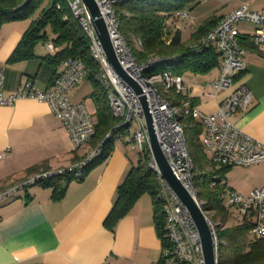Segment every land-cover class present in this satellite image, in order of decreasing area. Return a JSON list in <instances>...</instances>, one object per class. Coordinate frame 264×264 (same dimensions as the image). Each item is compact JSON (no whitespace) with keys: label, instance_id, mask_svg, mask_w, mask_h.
<instances>
[{"label":"crops","instance_id":"0c3cea01","mask_svg":"<svg viewBox=\"0 0 264 264\" xmlns=\"http://www.w3.org/2000/svg\"><path fill=\"white\" fill-rule=\"evenodd\" d=\"M241 4L264 10V0H228L218 13L204 16L198 23L190 19L185 35L177 21L170 26L169 34L179 30L185 40L207 18L216 16L217 22ZM33 18L0 24V67H4L5 93L17 91L26 80L34 81L38 89H49L61 69V62L52 61L54 52L46 49L44 41L36 44V56L7 60ZM237 27L244 37L246 65L235 76L233 87L245 84L252 98L244 112L232 113L228 119L264 143V55L261 47L250 42L255 25L242 21ZM209 72L183 74L190 85L188 97L203 112H213L230 91L211 95L213 88L204 86ZM218 73L219 69L215 78ZM85 79L71 89L68 98L72 102L84 101L87 107L91 102L88 109L95 116L96 107L89 95L92 87L89 89ZM88 146L74 147L66 127L46 102L26 97L0 105V152L6 151L0 159V191L14 186L31 170L70 164ZM132 164L125 144L115 143L107 158L90 167L82 178L70 180L60 197L53 196L52 185L35 183L0 198V264H158L162 240L153 199L147 191L137 197L112 228L103 222L118 185ZM224 182L226 191L233 189L243 194L264 186V161L230 166Z\"/></svg>","mask_w":264,"mask_h":264},{"label":"built area","instance_id":"2783aa9c","mask_svg":"<svg viewBox=\"0 0 264 264\" xmlns=\"http://www.w3.org/2000/svg\"><path fill=\"white\" fill-rule=\"evenodd\" d=\"M120 1L123 0H96L117 60L125 72L141 87L142 92L137 93L112 68L83 1L65 0L70 15L65 14L64 19L72 16L88 37L91 56L98 64L97 71L92 73L78 57H68L61 60V69L55 74L49 89H38L34 81L26 80L17 91L5 93L4 67L1 66L0 105H10L19 98L26 97L46 102L52 113L66 127L74 147L89 145L95 132L94 113L88 109L84 101H70L68 94L80 79L92 74L99 85L106 90L112 112L121 118L117 127H122V131L117 133L110 131L105 137L112 138L113 144L123 139L133 150L143 151L148 147L150 151L144 108L140 99V96L144 95L159 146L176 178L189 191L205 214L212 234L215 258L219 261V247L223 243L218 235L220 222L214 221L208 210L203 209L198 201L194 187V176L198 170L194 166L179 115H190L203 125L201 140L204 153L209 160V166L204 171H218L223 166H248L264 161V143L241 130L228 119L232 113L244 112L252 98V93L245 84L233 87L235 76L243 71L246 65V50L242 45V35L237 25L242 21L255 25L253 34L249 36L250 42L256 48L261 47V53L264 55V10H252L247 4L234 7L208 30L201 39L200 46L193 48L198 50L199 47L213 45L219 52L218 76L215 80L208 81V86L213 88L210 94L216 96L222 90H230L219 100L213 112H203L188 97L190 85L183 75L169 70L144 75V71L154 63L163 59H173V56L155 57L142 63L135 59L120 33L119 21L114 11V5ZM59 7L60 4L57 3L56 8ZM175 13L178 16H186L188 11L182 8ZM44 46L52 53L56 50L49 39L44 41ZM170 91L185 95L186 98L182 99L180 104H173L167 97ZM134 121L136 127L130 128ZM101 145L102 142L94 146L89 145L80 158L66 166L31 172L14 186L0 191V198L28 185L44 183L59 175H70L74 179L81 178L86 165L100 156ZM5 154L6 151L0 152V159ZM149 157L151 159L149 166L156 173L158 184L156 199L162 203L164 216L162 251L158 264H205L201 239L188 209L162 177L151 151ZM214 177L218 178V175ZM214 183L215 181H212L211 185ZM225 194V204L233 206L242 219L251 223L248 240L264 237V186L254 188L247 194L233 189L227 190Z\"/></svg>","mask_w":264,"mask_h":264},{"label":"trees","instance_id":"16d2710c","mask_svg":"<svg viewBox=\"0 0 264 264\" xmlns=\"http://www.w3.org/2000/svg\"><path fill=\"white\" fill-rule=\"evenodd\" d=\"M198 2L199 0H123L114 5L120 33L138 62H146L155 57L173 56V59H163L154 63L144 71V75L161 70H169L180 75L187 72L207 73L219 64V52L213 45L202 46L198 50L193 49L195 46H200L201 39L216 23V16H211L199 24L185 40L182 39L179 30L169 34L167 40L163 37L166 20L171 16H178L175 13L177 10L187 5L192 7ZM57 3L60 4L59 8H56ZM65 14L70 15L65 0H0V24L8 20L34 17L7 60L34 57L36 44L49 39L56 47L52 61L58 63L68 57H78L92 73L97 71L98 64L91 56L88 37L72 16L64 19ZM243 40L244 37L241 36L242 44ZM87 78L93 84L89 95L96 107L95 132L89 145L94 146L102 142V152L99 157L86 165L85 172L107 158L113 149V140L106 138V134L110 131L117 133L123 129L117 127L121 118L112 112L106 90L99 85L92 74L87 75ZM167 97L173 104H180L181 100L186 98L185 95L174 91H170ZM179 118L183 120L186 141L194 166L198 170L194 177L205 188L202 194L197 192V198L203 201V209L212 210V217L221 220L218 235L223 243L219 247V263L264 264V237L248 240L250 222L242 219L234 225H224L228 218V210L219 196L226 192L224 178L230 166H223L218 171H204L209 166V160L206 158L201 140L203 125L190 115H182ZM149 156L148 147L138 151V163L131 165L123 181L118 185L114 203L103 221L109 228H112L129 211L141 193L147 191L153 199L156 226L162 237L164 226L162 203L156 199L158 184L156 173L147 162ZM37 170H31L29 174ZM214 175H218V178ZM72 179L70 175H59L50 178L44 184L52 185L53 196L60 197L66 184ZM212 181H215L213 185H211ZM222 244L228 248L227 256H222L220 253Z\"/></svg>","mask_w":264,"mask_h":264},{"label":"water","instance_id":"95a60500","mask_svg":"<svg viewBox=\"0 0 264 264\" xmlns=\"http://www.w3.org/2000/svg\"><path fill=\"white\" fill-rule=\"evenodd\" d=\"M82 1L87 8L93 28L112 68L125 82L131 85L137 93L142 92L141 87L136 83V81L132 77H130L125 72V70L119 64L111 43L106 23L101 15L96 0ZM140 99L144 108V120L148 133L149 148L152 153L154 162L156 163L166 183L174 191V193L177 195L183 205L188 209L201 239L205 264H220L219 261H217L215 258L212 234L206 216L198 205V203L196 202V200L192 197L189 191L182 185V183L176 178V176L172 172L168 161L157 141L154 126L152 123V118L145 96L141 95Z\"/></svg>","mask_w":264,"mask_h":264},{"label":"rangeland","instance_id":"374dc122","mask_svg":"<svg viewBox=\"0 0 264 264\" xmlns=\"http://www.w3.org/2000/svg\"><path fill=\"white\" fill-rule=\"evenodd\" d=\"M228 3V0H199L198 3L194 4L192 7H190V5H187L185 7V9L188 11V14L186 16H171L169 17L168 20V25L166 24V29H164L163 31V37L164 39L167 40V36L169 35V30H170V26H172L174 21H177V23H179L180 27H182L183 33L184 35L186 34V32L188 31L187 24L190 23V19H193L195 23H198L199 21H201L202 17L207 16V15H211L213 13H218L219 11H221V9L225 6V4ZM217 10L215 11L214 9ZM218 65L213 67L211 69V71L208 74V77L206 78V81L204 82V86L207 88L208 86V81H213L215 80V74L217 72ZM86 78V79H85ZM83 79H85V82L87 83V86L93 87V84L91 83V81L87 78L84 77ZM82 80V79H80ZM80 80L77 82V84L80 82ZM76 84V85H77ZM210 87V86H208ZM87 104L88 107H91V102H88ZM179 117H181V115H179ZM183 121V120H181ZM136 127V123L135 121L132 122V124L130 125V128H135ZM122 144L124 143L130 159L132 161L133 164H137L138 163V151L133 150L130 148V146L128 144L125 143V141L123 139H120L116 142V144ZM207 158V156H206ZM148 164H151V159L150 157H148ZM195 178V177H194ZM194 187L197 190L198 194H202L205 191V188L198 182V180L195 178L194 179ZM225 193H223L221 196H219V199L222 201V203L225 205L226 209L228 210V218L226 220V222L224 223L225 226H230V225H234L236 223H239L241 221V215L239 214V212L233 207V206H228L225 204ZM204 200V199H203ZM199 203L202 204L203 201L201 199H198ZM205 201V200H204ZM208 214L212 217L213 215V211L212 210H208ZM214 219V221H221L219 218L216 217H212ZM221 249H220V253L222 254V256H227L228 254V248L227 246H224V244L221 245Z\"/></svg>","mask_w":264,"mask_h":264}]
</instances>
